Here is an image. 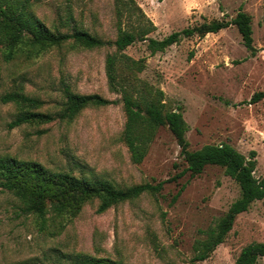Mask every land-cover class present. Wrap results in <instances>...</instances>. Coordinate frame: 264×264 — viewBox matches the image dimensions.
<instances>
[{
    "label": "rangeland",
    "instance_id": "rangeland-1",
    "mask_svg": "<svg viewBox=\"0 0 264 264\" xmlns=\"http://www.w3.org/2000/svg\"><path fill=\"white\" fill-rule=\"evenodd\" d=\"M135 1L156 25L149 36L157 39L204 21L230 20L240 9L251 15L254 55L235 25L204 37L183 38L155 54L147 41H137L124 53L144 59L145 68L131 72L121 66L119 79L130 91L135 85L161 89L167 109L181 107L191 149L226 142L245 155L255 150V176H264V99L250 102L256 92H264V0ZM115 4L38 0L33 10L61 31L70 30L60 24L70 10L78 27L112 40L117 36ZM114 51L68 42L29 60L1 61L0 156L106 179L120 188L167 182L157 194L145 193L103 213L97 212L98 200L91 201L55 233L24 213L17 198L0 187V264H73L78 254L110 257L121 264H193V246L203 236L201 230L214 225L240 195L236 181L217 165L196 176L187 172L178 177L187 164L167 126L159 128L144 161H132L122 138V92L110 87L106 73L107 55ZM65 86L118 102L84 109L70 122L9 126L17 108L1 101L6 91L21 87L44 102L42 111L56 114L63 108ZM255 241L264 242V199L239 214L225 241L198 264H235L242 248ZM258 264H264V258Z\"/></svg>",
    "mask_w": 264,
    "mask_h": 264
},
{
    "label": "trees",
    "instance_id": "trees-1",
    "mask_svg": "<svg viewBox=\"0 0 264 264\" xmlns=\"http://www.w3.org/2000/svg\"><path fill=\"white\" fill-rule=\"evenodd\" d=\"M36 1L38 0H0V66L1 61L7 62L18 57L27 60L36 58L41 53L68 42L86 49L114 47L115 51L106 58V73L110 87L122 92L120 102L126 115L122 138L132 161L135 164L142 163L159 128L167 126L180 146V155L187 164L178 177L187 172L196 176L207 166L217 165L239 185L240 195L214 225L201 230L203 236L194 243L192 263L198 264L206 260L225 241L237 216L248 211L254 202L264 199V176H255L257 152L252 150L249 155H245L226 142L191 149L187 138L189 127L182 108L167 109L161 89L135 85L132 87L133 91H130L119 79V72L123 66L131 72L144 70V59L136 60L124 53L128 46L137 41H147L148 49L155 54L183 38L194 35L204 37L231 25L238 28L244 46L254 55L256 48L251 15L240 9L230 20L223 18L204 21L157 39L149 36L156 29V25L135 0H115L117 36L110 40L78 27L73 23L75 20L70 10L65 18L60 19L61 26L70 27V30L61 31L49 27L35 14L33 6ZM63 93V108L53 114L42 111L44 102L21 87L6 91L2 94L1 101L12 103L17 108L9 126L39 125L55 120L70 122L84 109L118 102L117 99L106 98L99 93H78L69 86L64 87ZM262 99L264 92L260 91L252 96L250 102ZM166 182L148 181L120 188L106 179L77 176L69 171L49 169L37 161L21 160L10 155L0 156V187L17 198L24 213L35 216L39 225L53 229L54 233L62 231L91 201L98 200L97 212L103 213L112 206L134 200L145 193L157 194ZM261 258H264V242L255 241L242 248L235 264H258ZM73 264L121 263L110 257L78 254Z\"/></svg>",
    "mask_w": 264,
    "mask_h": 264
}]
</instances>
